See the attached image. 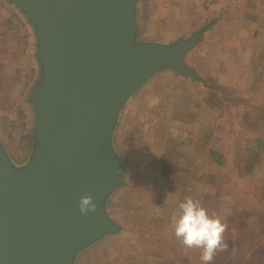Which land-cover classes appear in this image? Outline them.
Here are the masks:
<instances>
[{
    "label": "rangeland",
    "instance_id": "1",
    "mask_svg": "<svg viewBox=\"0 0 264 264\" xmlns=\"http://www.w3.org/2000/svg\"><path fill=\"white\" fill-rule=\"evenodd\" d=\"M5 1L0 130L20 151L29 123L23 97L35 65L27 27ZM225 9L230 15L193 60L211 88L168 74L130 109L121 144L135 168L117 202L129 232L83 264H202L201 250L185 248L171 224L187 196L226 225L227 248L211 264H264V0H145L142 20L153 36L170 37Z\"/></svg>",
    "mask_w": 264,
    "mask_h": 264
},
{
    "label": "water",
    "instance_id": "2",
    "mask_svg": "<svg viewBox=\"0 0 264 264\" xmlns=\"http://www.w3.org/2000/svg\"><path fill=\"white\" fill-rule=\"evenodd\" d=\"M5 2L30 34L35 77L25 147L0 130V264H83L129 232L117 202L135 168L121 144L130 109L168 74L210 89L193 60L230 10L168 37L145 29V0ZM83 195L96 212L81 215Z\"/></svg>",
    "mask_w": 264,
    "mask_h": 264
},
{
    "label": "clouds",
    "instance_id": "3",
    "mask_svg": "<svg viewBox=\"0 0 264 264\" xmlns=\"http://www.w3.org/2000/svg\"><path fill=\"white\" fill-rule=\"evenodd\" d=\"M78 207L81 215L96 212L98 205L92 195L80 197ZM179 212L171 217L175 237L187 249H200L202 264H211L218 251H224L226 225L218 215H209L206 208L191 196L179 204Z\"/></svg>",
    "mask_w": 264,
    "mask_h": 264
},
{
    "label": "trees",
    "instance_id": "4",
    "mask_svg": "<svg viewBox=\"0 0 264 264\" xmlns=\"http://www.w3.org/2000/svg\"><path fill=\"white\" fill-rule=\"evenodd\" d=\"M0 17H1V19H3V18L5 17L4 14H3V12H1V11H0ZM8 23H9L10 26H11L10 29H11V31H12V34L15 35L16 38L21 39L20 34H19V32H18L17 30H16L15 33H14V30H13V28H12V27H13V24H12L10 21H8ZM19 52H20V47H19ZM21 57L24 59V57H23L22 55H21ZM17 58L19 59V56L16 57V59H17ZM216 160H217V162H219L218 159H216Z\"/></svg>",
    "mask_w": 264,
    "mask_h": 264
}]
</instances>
